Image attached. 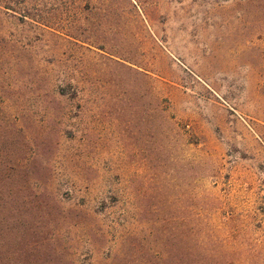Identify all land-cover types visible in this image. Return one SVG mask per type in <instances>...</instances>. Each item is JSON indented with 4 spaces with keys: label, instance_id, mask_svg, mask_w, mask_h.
Here are the masks:
<instances>
[{
    "label": "rangeland",
    "instance_id": "rangeland-1",
    "mask_svg": "<svg viewBox=\"0 0 264 264\" xmlns=\"http://www.w3.org/2000/svg\"><path fill=\"white\" fill-rule=\"evenodd\" d=\"M264 264V0H0V264Z\"/></svg>",
    "mask_w": 264,
    "mask_h": 264
},
{
    "label": "trees",
    "instance_id": "trees-1",
    "mask_svg": "<svg viewBox=\"0 0 264 264\" xmlns=\"http://www.w3.org/2000/svg\"><path fill=\"white\" fill-rule=\"evenodd\" d=\"M196 264H222L213 260L211 250L205 243L199 242L195 247Z\"/></svg>",
    "mask_w": 264,
    "mask_h": 264
}]
</instances>
